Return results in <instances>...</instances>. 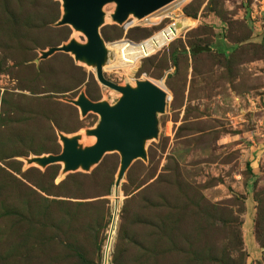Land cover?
<instances>
[{"label": "rangeland", "instance_id": "1", "mask_svg": "<svg viewBox=\"0 0 264 264\" xmlns=\"http://www.w3.org/2000/svg\"><path fill=\"white\" fill-rule=\"evenodd\" d=\"M114 9L102 8L104 77L148 80L167 96L146 160L132 161L116 189L115 152L87 172L26 163L59 153L58 132L94 143L84 130L98 115L66 100L113 105L121 95L69 54L40 59L85 42L55 26L60 1L0 0V264H264V0H173L122 25ZM175 23L177 36L134 64L109 46Z\"/></svg>", "mask_w": 264, "mask_h": 264}, {"label": "water", "instance_id": "2", "mask_svg": "<svg viewBox=\"0 0 264 264\" xmlns=\"http://www.w3.org/2000/svg\"><path fill=\"white\" fill-rule=\"evenodd\" d=\"M63 13L55 26H69L82 33L83 44L69 40L66 44L50 47L40 52V59H45L56 52H63L73 57L75 62L85 63L94 70L95 79L102 86L121 96L113 105L106 101H91L83 93L76 99L66 100L78 108L81 116L92 112L98 115L94 127L84 130L85 136L94 137L89 146L79 142L81 135L70 137L57 133L61 150L57 154H46L26 158L28 164L45 168L52 164H61V173L82 170L87 172L97 164L106 153L119 155V167L115 180L117 188L126 169L132 161L146 160L145 144L156 139L158 134L157 116L164 112L166 92L148 80L136 81V86H119L103 75V66L108 60V51L100 37V27L104 23L102 8L108 3L115 5L111 20L122 25L129 16L141 19L173 0H58ZM198 53L210 51L209 47H195Z\"/></svg>", "mask_w": 264, "mask_h": 264}, {"label": "bare ground", "instance_id": "3", "mask_svg": "<svg viewBox=\"0 0 264 264\" xmlns=\"http://www.w3.org/2000/svg\"><path fill=\"white\" fill-rule=\"evenodd\" d=\"M142 21H149V20L146 17ZM181 28H182V25L180 23H175L173 25H170V26L164 28L163 30H161L160 32H158L155 36L149 38L145 42L138 43V44H136L134 42H131L130 44H127L126 42H121V43H116L115 42V43H111L112 45L109 44V46H110V48H115V49L119 50L120 58H121V60L123 62H125L127 64H134V57H136V56L138 57V56H141V55L143 56V55H145L147 52H149L152 49V44H150V43H156L157 41L161 40V42L163 43V45H165L169 41H171L174 37L177 36L178 31ZM166 40H168V41H166ZM158 47L159 46H155V49L158 48ZM82 64L85 65V66H87L85 63H82ZM87 67L89 68L90 66H87ZM115 189H116V187H115ZM115 196H117V195H115ZM116 203H117V201H116ZM113 232L114 231L111 228V230L109 232V239H111V236L113 235ZM108 247H109V242H107V244H106V248H108ZM106 255L107 254H105V256Z\"/></svg>", "mask_w": 264, "mask_h": 264}, {"label": "built area", "instance_id": "4", "mask_svg": "<svg viewBox=\"0 0 264 264\" xmlns=\"http://www.w3.org/2000/svg\"><path fill=\"white\" fill-rule=\"evenodd\" d=\"M129 21H130V20H129ZM129 21L126 20L124 23H128ZM123 27H124V26H123ZM131 27H132V26H130L129 28H125V27H124V28H125V30H128V29H130ZM125 42H126L127 44H130V43H131V41H128V40H126ZM127 44H126V45H127Z\"/></svg>", "mask_w": 264, "mask_h": 264}, {"label": "trees", "instance_id": "5", "mask_svg": "<svg viewBox=\"0 0 264 264\" xmlns=\"http://www.w3.org/2000/svg\"><path fill=\"white\" fill-rule=\"evenodd\" d=\"M192 52H194L193 49H192Z\"/></svg>", "mask_w": 264, "mask_h": 264}]
</instances>
